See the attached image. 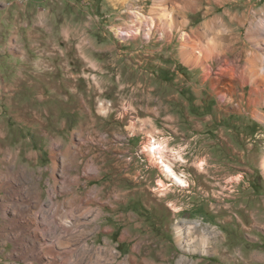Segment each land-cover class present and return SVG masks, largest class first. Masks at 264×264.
Segmentation results:
<instances>
[{
  "label": "rangeland",
  "instance_id": "obj_1",
  "mask_svg": "<svg viewBox=\"0 0 264 264\" xmlns=\"http://www.w3.org/2000/svg\"><path fill=\"white\" fill-rule=\"evenodd\" d=\"M183 44L215 50L213 76ZM252 60L264 0H0V264H40L32 254L60 237L67 264H264Z\"/></svg>",
  "mask_w": 264,
  "mask_h": 264
},
{
  "label": "bare ground",
  "instance_id": "obj_2",
  "mask_svg": "<svg viewBox=\"0 0 264 264\" xmlns=\"http://www.w3.org/2000/svg\"><path fill=\"white\" fill-rule=\"evenodd\" d=\"M165 12V11H163ZM138 13V12H137ZM166 14L169 13V12H165ZM164 14V15H166ZM141 15V14H140ZM140 15L139 14H135L134 17L138 20V26H140V29H146L143 25V22L141 21L142 19L140 18ZM142 16V15H141ZM145 16V15H144ZM165 17V16H164ZM168 19L170 20H166L165 21V24H162V25H159L158 26V30L159 31H164L169 37H172V33L174 32L173 30H177L179 29L180 25L178 23V21L173 18L172 15H170V13L168 14ZM159 21V20H158ZM136 24V23H135ZM137 28V33L138 34L140 32V29ZM150 30V29H149ZM130 32V30H129ZM129 32H127L125 34V36L129 35ZM256 34V33H255ZM147 36H149V34L147 33ZM191 36V35H190ZM260 36V35H259ZM182 38L186 39V33H183L182 34ZM203 38V37H202ZM200 47V46H199ZM197 47H195L194 45H188V44H183V49L181 51V54H182V58H183V61L188 64L189 66H192L193 68H201L205 75L207 76V78H210L212 75V69L211 67L209 66V63L210 60L214 59L215 58V50H213V48L209 47L207 49H204L203 51H201V54L202 56H197L195 54V50H196ZM222 61V60H221ZM252 71L250 72L252 74V82H256V83H259V78L260 77V73L261 72H264V62L262 63V61H258V60H252ZM225 65V64H224ZM228 68V67H227ZM235 74V73H234ZM216 76V74H215ZM213 78V77H212ZM242 78V77H241ZM220 79V78H219ZM243 82H247V80L249 79H245V77H243L241 79ZM222 83V81L220 80H216L215 81V86H213L214 88L218 89V85ZM261 85V84H260ZM259 89V88H258ZM217 95L220 96V99H222V101H225L226 104H233V100L230 98L229 94L224 91V90H220L219 92H217ZM251 95H258V91L257 89H254L252 91V94ZM252 98V97H251ZM256 98V97H255ZM258 98V97H257ZM256 98V100H257ZM255 101V100H253ZM224 103V102H223ZM223 103L221 104V106L223 105ZM250 103H252V100H250ZM255 112V111H254ZM258 115V116H257ZM256 117H261L259 116V114H257ZM148 146V145H147ZM150 148L152 146V144H149ZM159 146V145H158ZM161 146V145H160ZM154 147V146H152ZM165 148H167L165 146ZM149 151H152L151 153H148V156L151 157L150 159H152V161L155 160V156L158 154L159 157V160L162 164V166L160 167L162 172L165 173L168 178L171 179V181H173L174 183H176L177 185L179 186H186L185 184V181L174 171L173 169V165L172 163L169 161V159L167 158V155H166V152H164V149H160L157 148V147H154L153 149L149 150ZM152 154V155H151ZM155 157V158H154ZM156 158V159H157ZM151 161V162H152ZM159 163V162H158ZM152 164L155 165V162H152ZM157 165V164H156ZM70 203V202H69ZM70 206V204H68ZM62 207V206H61ZM64 208V207H63ZM66 208V207H65ZM74 209V208H73ZM66 211V210H65ZM73 211V210H72ZM71 211V212H72ZM61 213V211H60ZM87 213V212H86ZM85 213V214H86ZM59 215V214H58ZM71 215V214H70ZM88 215V214H87ZM79 216V215H78ZM77 216V217H78ZM71 217V216H70ZM74 218V217H73ZM72 218V219H73ZM34 220V219H33ZM74 220V219H73ZM46 221V220H45ZM60 222H62V226H63V229L65 231V233H69V231L72 229V227L74 226V222L69 219V216L67 215V211L66 212H62V214L60 215ZM58 223V222H57ZM79 224V223H78ZM77 226V225H76ZM77 228V227H76ZM78 229V228H77ZM47 230V229H46ZM72 231V230H71ZM180 233V238H182V234L181 232ZM42 235V234H41ZM56 235V234H55ZM66 235V234H65ZM71 235V234H70ZM79 235V234H78ZM48 237V236H47ZM54 237V236H53ZM43 242H46V238L45 237H42ZM62 238V237H60ZM54 239V240H51L50 241V247H49V251L47 252H39V251H35L32 255H33V259L40 263V264H58V260L57 258H62V264H67V261L65 260L67 257H68V253H61V252H58V251H55L56 250V247H60L62 245V240L61 239ZM40 239V238H39ZM48 239V238H47ZM64 240V239H63ZM38 242V241H36ZM48 242V241H47ZM45 244V243H44ZM42 245V244H41ZM47 245V244H46ZM70 245V244H69ZM37 247V246H36ZM35 247V248H36ZM66 247V246H65ZM48 248V247H47ZM41 251V250H40ZM57 254L56 252H58V255H55L54 254ZM60 253V255H59ZM68 259V258H67ZM72 260V259H71ZM58 262V263H57ZM69 263V262H68ZM35 264V263H34Z\"/></svg>",
  "mask_w": 264,
  "mask_h": 264
}]
</instances>
